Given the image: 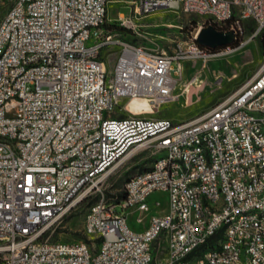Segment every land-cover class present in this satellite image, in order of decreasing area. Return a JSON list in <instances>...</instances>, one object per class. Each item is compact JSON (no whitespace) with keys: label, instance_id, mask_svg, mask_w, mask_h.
I'll return each mask as SVG.
<instances>
[{"label":"built area","instance_id":"2783aa9c","mask_svg":"<svg viewBox=\"0 0 264 264\" xmlns=\"http://www.w3.org/2000/svg\"><path fill=\"white\" fill-rule=\"evenodd\" d=\"M133 6L132 16L111 6ZM0 264H264V0H0ZM180 9L233 29L211 49L167 52L109 25ZM253 20L254 29L243 24ZM262 39L258 71L225 99L175 123L136 115L175 98L187 58L224 57ZM118 47L113 70L111 49ZM174 63H177L174 68ZM127 99L126 106L118 107ZM116 110L132 115L113 117ZM150 166L125 195L102 184L133 149ZM168 211L133 230L126 211ZM87 201L86 241H53L54 227ZM220 232L212 244L208 239Z\"/></svg>","mask_w":264,"mask_h":264},{"label":"rangeland","instance_id":"374dc122","mask_svg":"<svg viewBox=\"0 0 264 264\" xmlns=\"http://www.w3.org/2000/svg\"><path fill=\"white\" fill-rule=\"evenodd\" d=\"M117 11L125 16H132L133 6L119 3L111 6L110 19L117 16ZM5 12L0 8V20ZM245 27H254L253 20H245ZM109 25L118 29L127 40L153 46L167 52L182 48L190 49L195 34L200 27L209 25V20L196 14L186 13L180 9L163 8L151 14L140 15L132 26L117 25L110 20ZM219 26V25H218ZM118 47L111 49L108 59V69L113 70L118 57ZM262 63V39L258 36L246 48L224 56L203 61L200 58H187L182 61L183 74L178 79L175 88V98L156 105L150 110L148 102L131 103L136 115L146 118H168L175 123L185 122L206 109L216 105L238 87L248 81L259 69ZM177 63H174L176 68ZM128 100L123 99L118 107L126 106ZM132 115L130 111L116 110L113 117ZM154 157L149 151L138 150L135 154L112 169L104 180L102 187L108 195L116 193L125 181L136 172L151 165ZM150 208L127 210L129 226L136 231L144 230L153 215L164 214L168 211V196L164 192H155L149 198ZM88 210L87 201L76 205L72 211L58 223L50 237L53 241H86L84 231L85 215ZM156 264V263H154Z\"/></svg>","mask_w":264,"mask_h":264},{"label":"water","instance_id":"95a60500","mask_svg":"<svg viewBox=\"0 0 264 264\" xmlns=\"http://www.w3.org/2000/svg\"><path fill=\"white\" fill-rule=\"evenodd\" d=\"M196 40L200 45L214 49L234 43L236 33L233 29L223 31L210 24L199 29Z\"/></svg>","mask_w":264,"mask_h":264},{"label":"trees","instance_id":"16d2710c","mask_svg":"<svg viewBox=\"0 0 264 264\" xmlns=\"http://www.w3.org/2000/svg\"><path fill=\"white\" fill-rule=\"evenodd\" d=\"M213 25L217 28V29H222L223 27H221V26H218V25H216V24H214L213 23ZM249 29L250 30H252V29H254V27H249ZM200 46H202V45H200ZM147 168V167H146ZM143 170V169H142ZM124 195H125V193H124V191L123 190H119V191H117L116 192V197H117V199H121L122 197H124ZM90 203V201L89 202H87V204H89ZM220 238V232H217L215 235H213V236H211L209 239H208V244H212V243H214L215 241H217L218 239Z\"/></svg>","mask_w":264,"mask_h":264},{"label":"bare ground","instance_id":"6f19581e","mask_svg":"<svg viewBox=\"0 0 264 264\" xmlns=\"http://www.w3.org/2000/svg\"><path fill=\"white\" fill-rule=\"evenodd\" d=\"M138 151V148L133 149L129 154L125 155L122 159H120L114 166H113V170L114 168H116L120 163H122L124 160H126L127 158H129L131 155L135 154ZM111 169V170H112Z\"/></svg>","mask_w":264,"mask_h":264}]
</instances>
